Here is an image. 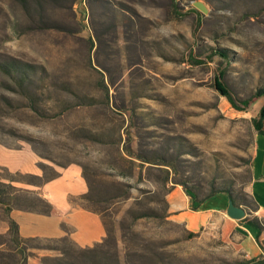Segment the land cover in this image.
Instances as JSON below:
<instances>
[{
  "label": "rangeland",
  "instance_id": "obj_1",
  "mask_svg": "<svg viewBox=\"0 0 264 264\" xmlns=\"http://www.w3.org/2000/svg\"><path fill=\"white\" fill-rule=\"evenodd\" d=\"M12 59L32 70L22 86L0 71V141L32 148L41 177H2L39 185L77 166L87 199L76 203L99 212L106 235L87 248L62 238L25 240L16 249L0 237V264H24L22 248L26 264L241 260L231 237L205 230L190 237L169 217L167 197L173 188L184 191L180 183L199 197L228 188L246 210L242 203L254 207L247 189L255 148L254 174L264 171V137L252 121L264 97L236 111L214 81L222 73L237 100L264 86V0L0 5V63ZM7 184L0 189L9 207L48 210L29 193L12 202L16 190ZM57 184L73 187L66 178Z\"/></svg>",
  "mask_w": 264,
  "mask_h": 264
},
{
  "label": "crops",
  "instance_id": "obj_2",
  "mask_svg": "<svg viewBox=\"0 0 264 264\" xmlns=\"http://www.w3.org/2000/svg\"><path fill=\"white\" fill-rule=\"evenodd\" d=\"M28 0H0V5L10 6L14 4L26 5ZM260 136V135H259ZM263 137V136H262ZM264 144V143H263ZM264 150V145H263ZM258 157V149L255 148L252 179L247 189L254 202L253 210H246L245 218L256 217L264 221V171L260 175L254 174V165ZM36 153L27 145H7L0 141V182L9 184L16 190L12 202L20 194L29 193L42 199L51 208L50 214H45L34 209L20 207L11 204L9 217L18 225L19 235L23 239L58 240L69 238L80 248L92 247L100 243L105 235V228L100 215L90 212L78 205L76 201L86 193L87 186L77 166H69L62 169L52 179L39 185L9 181L2 177L3 173L10 176L26 178H39L41 171ZM264 170V167H263ZM66 178L73 187H57V183ZM169 217L184 225L193 233L200 230L211 231L221 237H231L236 246L241 260L237 264H264V230L257 231L254 238L247 228L248 223L241 220H233L226 214L228 197L218 193L205 200L196 210H192V201L179 187L173 188L168 193ZM1 207L10 204H0ZM241 206V205H240ZM0 237H8V224L5 218L0 216ZM0 244V248L3 247Z\"/></svg>",
  "mask_w": 264,
  "mask_h": 264
},
{
  "label": "trees",
  "instance_id": "obj_3",
  "mask_svg": "<svg viewBox=\"0 0 264 264\" xmlns=\"http://www.w3.org/2000/svg\"><path fill=\"white\" fill-rule=\"evenodd\" d=\"M222 55L227 57V52L223 50ZM192 61L194 63H199V62L193 60V58H192ZM31 70H32V67H30L29 65L23 64V63L18 62L14 59L9 60L8 62L0 63V71L5 73L7 76L15 79L16 82L20 86H22L26 81L29 80L28 74H29V71H31ZM222 78H223L222 73H219L215 77L214 87L222 96H224L226 98V100L231 105V107L233 109H235L236 111H246L253 103L258 101L260 98L264 97V86H262V87L257 88V90L253 94H251L248 98H245L242 100H237L231 95L230 91L228 90V88H227L226 84L224 83V81L222 80ZM252 127H253V129L257 135L264 137V103H263L262 107L260 108L258 117L256 119H253ZM5 185H8V184H4V183L0 182V187L6 188ZM179 185L183 186L184 192L186 193V195L188 197H190V199L192 201V210H196L205 200L209 199L210 197H212L218 193H223V194L227 195V197L229 199H232L233 203L236 206L241 205L232 196V192L228 188H222V189H214L213 188L207 196L199 197L193 190L186 187L183 183H180ZM6 192H7L6 189L5 190L0 189V204H9V195L6 194ZM80 199L86 200L87 196L84 194L80 197ZM46 205L48 206V204H46ZM242 205L248 207L250 210L254 209V207L250 208L252 203H249V204H245V203L243 204L242 203ZM83 208L90 211V212H93L95 214L100 215L99 212L95 209H91L88 207H83ZM9 212H10V207L6 206L5 207V216L3 218L6 219L7 224H8V237L10 239V242L13 245V247L17 249V248L21 247V244L25 240H30V239H23L20 237L19 231H18V225L16 224V222L14 220H12L9 217ZM43 213L50 214L51 208L48 206V210L44 211ZM242 221L244 223H248L249 225L253 226L259 232L264 230V221H261V220L257 219L256 217L244 218ZM188 235L190 237H192V236H195L196 233L188 231ZM20 252H21V255L23 257L22 260H23L24 264H26L27 259H26V255H25V250L22 248L20 250ZM56 262H57V264H67L65 261H62V260L61 261L58 260Z\"/></svg>",
  "mask_w": 264,
  "mask_h": 264
},
{
  "label": "water",
  "instance_id": "obj_4",
  "mask_svg": "<svg viewBox=\"0 0 264 264\" xmlns=\"http://www.w3.org/2000/svg\"><path fill=\"white\" fill-rule=\"evenodd\" d=\"M193 7L201 12L202 14H207L208 10L206 6L200 1L192 2ZM226 214L229 218L233 220H241L246 217V211L242 206H236L232 199L228 198V204L226 208Z\"/></svg>",
  "mask_w": 264,
  "mask_h": 264
}]
</instances>
